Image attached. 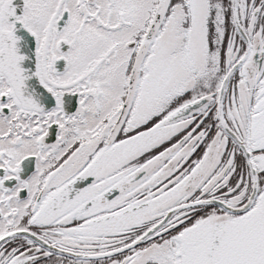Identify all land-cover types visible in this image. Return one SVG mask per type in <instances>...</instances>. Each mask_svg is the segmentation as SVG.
Returning <instances> with one entry per match:
<instances>
[{"label": "snow or ice", "instance_id": "snow-or-ice-1", "mask_svg": "<svg viewBox=\"0 0 264 264\" xmlns=\"http://www.w3.org/2000/svg\"><path fill=\"white\" fill-rule=\"evenodd\" d=\"M0 264H264V0H0Z\"/></svg>", "mask_w": 264, "mask_h": 264}]
</instances>
